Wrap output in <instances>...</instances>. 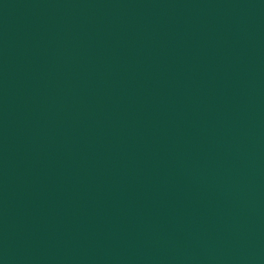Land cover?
<instances>
[{
    "label": "water",
    "instance_id": "95a60500",
    "mask_svg": "<svg viewBox=\"0 0 264 264\" xmlns=\"http://www.w3.org/2000/svg\"><path fill=\"white\" fill-rule=\"evenodd\" d=\"M0 264H264V0H0Z\"/></svg>",
    "mask_w": 264,
    "mask_h": 264
}]
</instances>
